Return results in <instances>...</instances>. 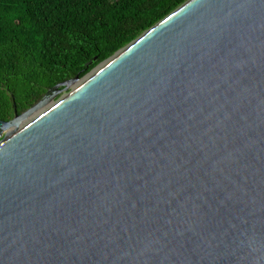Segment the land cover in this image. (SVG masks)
<instances>
[{
  "label": "water",
  "instance_id": "water-1",
  "mask_svg": "<svg viewBox=\"0 0 264 264\" xmlns=\"http://www.w3.org/2000/svg\"><path fill=\"white\" fill-rule=\"evenodd\" d=\"M12 98L0 264H264V0H187L23 114Z\"/></svg>",
  "mask_w": 264,
  "mask_h": 264
},
{
  "label": "trees",
  "instance_id": "trees-1",
  "mask_svg": "<svg viewBox=\"0 0 264 264\" xmlns=\"http://www.w3.org/2000/svg\"><path fill=\"white\" fill-rule=\"evenodd\" d=\"M187 0H0V119L128 46Z\"/></svg>",
  "mask_w": 264,
  "mask_h": 264
},
{
  "label": "rangeland",
  "instance_id": "rangeland-1",
  "mask_svg": "<svg viewBox=\"0 0 264 264\" xmlns=\"http://www.w3.org/2000/svg\"><path fill=\"white\" fill-rule=\"evenodd\" d=\"M67 93H68V92L63 91L62 93H60V95H58V96L56 97L55 101L60 100L59 98L65 97V96L67 95ZM49 108H50V106H45L43 110L45 111L46 109H49ZM43 110H41V111H43ZM38 114H40V112H37V113L35 114V116H37ZM35 116H34V117H35ZM34 117H33V118H34Z\"/></svg>",
  "mask_w": 264,
  "mask_h": 264
},
{
  "label": "flooded vegetation",
  "instance_id": "flooded-vegetation-1",
  "mask_svg": "<svg viewBox=\"0 0 264 264\" xmlns=\"http://www.w3.org/2000/svg\"><path fill=\"white\" fill-rule=\"evenodd\" d=\"M17 112H18V110H17ZM23 113H24V111H21V112L19 111V112H18V114H20V115L23 114ZM13 117H14V115H13ZM13 117H12L10 120H12ZM10 120H6V121H10Z\"/></svg>",
  "mask_w": 264,
  "mask_h": 264
},
{
  "label": "bare ground",
  "instance_id": "bare-ground-1",
  "mask_svg": "<svg viewBox=\"0 0 264 264\" xmlns=\"http://www.w3.org/2000/svg\"><path fill=\"white\" fill-rule=\"evenodd\" d=\"M43 111H44V110H43ZM38 115H39V114H38ZM38 115H37V116H38ZM35 118H36V116H35Z\"/></svg>",
  "mask_w": 264,
  "mask_h": 264
}]
</instances>
